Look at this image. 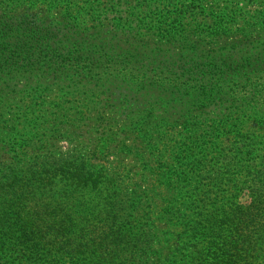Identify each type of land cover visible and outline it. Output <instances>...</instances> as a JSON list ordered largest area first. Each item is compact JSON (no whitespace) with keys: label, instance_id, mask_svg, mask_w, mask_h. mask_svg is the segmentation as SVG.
<instances>
[{"label":"trees","instance_id":"1","mask_svg":"<svg viewBox=\"0 0 264 264\" xmlns=\"http://www.w3.org/2000/svg\"><path fill=\"white\" fill-rule=\"evenodd\" d=\"M107 3L96 18L107 19L117 8L112 30L131 36L134 14H120L122 0ZM239 10L216 21L209 35L220 42L201 38L188 49L178 47L205 54L176 51L153 58L99 46L92 37L69 39L66 28L46 15L0 14V264H174L187 248L185 240L200 238L212 244L206 258L222 264L215 249L219 239L228 240L250 214L243 209L256 200L206 217L189 206L199 198L205 165L195 152L207 149L205 138L213 137L216 121L250 123L264 133V6L234 28ZM94 23L110 32L102 20ZM177 28L168 39L184 31ZM117 108L126 110L118 119L129 128H107L106 110ZM154 116L181 123L182 139L145 129ZM121 134L136 136L113 147ZM62 137L69 152L59 151ZM92 144L104 149L101 157L87 151ZM108 147L133 154L147 175L133 181L134 175L124 178L120 165L107 170ZM263 149L258 163L253 158L219 179L236 187L246 176L245 187L264 204ZM34 198L36 208H26ZM109 218L111 227L104 221Z\"/></svg>","mask_w":264,"mask_h":264},{"label":"rangeland","instance_id":"2","mask_svg":"<svg viewBox=\"0 0 264 264\" xmlns=\"http://www.w3.org/2000/svg\"><path fill=\"white\" fill-rule=\"evenodd\" d=\"M122 1L124 6L119 7L120 14H134L131 23L135 26V32L131 36H122L119 32L116 35L112 30V26L117 24V22L111 18L118 16L117 8L115 10L112 9L113 11H108L107 19H104L103 16L96 18V14L106 7L108 0H0V14L10 13L12 17L30 14L33 16H29L33 18H36V14L46 15L45 17H52L57 23L60 22L66 28L64 32L69 39H80V42H86V39L88 40L92 37L94 39L92 41L100 42L99 46L117 45L120 52L123 51L130 54L134 50H138L139 54H146L149 58H153L160 55L168 57V55L174 54L176 51L183 52L186 55L196 54L200 56L205 54L206 52L202 50H180L178 47L188 49L189 45H194L196 39L201 38L211 42V44H216L220 41L209 35V33L216 28V21L221 14H227L225 20H228V15L232 14V10L240 8L236 12L240 16L236 17L234 24H232L236 28L243 19L248 20V17L252 16L256 9L264 6V0H240L239 2H236L237 0ZM66 14H71L73 17H61ZM137 15L148 19H142V23H140V17H137ZM94 18L96 19L93 20ZM99 20H102L104 26L109 28L110 32L96 26L94 21ZM78 21L79 28L75 27ZM156 25L161 26V29H154ZM174 25L178 26L177 32L180 29L184 31L178 33L172 39H168L173 33ZM168 31L170 33H167ZM45 36H53V34L49 33ZM125 40H128V44H122ZM1 44L2 40L0 37ZM201 45L204 49L207 48L209 50L214 46ZM88 46H93V44ZM130 65L132 66V72H136L135 68H133L135 63H130ZM166 72L164 71L158 76L163 77ZM124 111H126L124 108L107 109L105 115L110 120L107 128L114 129L112 126L116 128L117 124H119V128L124 129L125 124L129 128V123L118 119L119 114L124 113ZM153 113L156 114L157 112L153 111ZM152 120L153 122L150 124L144 125L145 129L153 127L160 129L162 132L165 131L172 139H182L181 135H179V131L183 128L181 123L169 122L161 116H154ZM133 125L135 128H139L136 124ZM211 134L215 144L210 145L212 138H205L208 140L207 149L202 148L195 152L196 157L201 159L205 165L202 167L200 183L197 188L200 194L199 198L188 206L191 211L201 213L203 217H206L211 211L215 212L219 208L248 207L252 200L255 199L257 203L251 204L253 207L250 206V208L243 209L250 211L248 218L239 225L235 232L230 231L231 234L227 235L228 240L219 239L220 242L215 249L219 251L217 255L220 257L222 264H264V204L261 203L263 197L256 196V192L252 194L250 189L245 187L250 185L246 176L240 178L236 187L230 186L225 181L221 182L219 179L221 176L229 177L236 174L241 164L251 162L253 158L255 160L252 161L253 164L258 163L259 154H261L259 149L264 148V133L253 129L250 123L240 125L238 121L219 120L213 124ZM132 136L135 137L136 135L132 134ZM132 136L128 138L126 135L121 134L116 140L118 143L116 144L115 142L112 146L118 147L121 143L132 142ZM68 144L65 138L62 137L59 142V151L62 153L69 152L70 150L67 146L70 145ZM87 151L90 154L94 152L96 157H101L104 149L100 147L94 148V144H92ZM80 156L83 157V154L81 153ZM103 160L107 170H111L117 165L124 168L121 172L124 178L134 175L135 177L132 179L134 181L139 174L147 175V172L143 170L142 163L137 161L133 154L129 156L125 151L118 153L115 149L108 147ZM21 162H24V160ZM129 168H132L131 174H126ZM25 175H20V178L23 177L22 181L25 180ZM205 190H208V192H204ZM205 194L210 199H206ZM55 197L58 201L63 199L61 196ZM34 202H36V198L31 202H26V208H36ZM194 218L195 216L191 214V220H194ZM200 218L199 221L204 225L205 222ZM33 220H35L34 217L31 221ZM104 221L111 227L110 218ZM207 242V238H200L193 243L186 239L184 244L187 248L182 254L178 255L174 264H216L214 259L206 258L207 250L212 247V244ZM67 261L64 258L63 262Z\"/></svg>","mask_w":264,"mask_h":264}]
</instances>
